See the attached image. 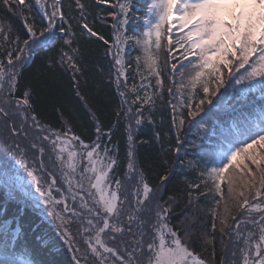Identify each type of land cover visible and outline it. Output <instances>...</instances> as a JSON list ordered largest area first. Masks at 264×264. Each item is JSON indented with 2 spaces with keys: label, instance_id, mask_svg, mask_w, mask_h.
<instances>
[{
  "label": "snow or ice",
  "instance_id": "1",
  "mask_svg": "<svg viewBox=\"0 0 264 264\" xmlns=\"http://www.w3.org/2000/svg\"><path fill=\"white\" fill-rule=\"evenodd\" d=\"M17 2L23 5L25 0H17ZM34 2L44 12L48 24L39 32V36L43 39L38 41L35 26L26 21L25 27L31 39L23 41L24 47H18V54L15 56V61H22V63H14L12 53L8 52L7 64H0V120H3L5 126L9 128L12 137H20L23 133V139L31 140L27 150L20 143L13 142L14 158H18V164L28 171V175L36 185V191L44 198V203L49 205L51 209L49 215L58 221V228L62 229L61 234L65 242L74 240V235L67 225L72 222L77 224L75 235L81 237L86 247L82 258L73 256L76 264H81V259L84 260V264H97V262L98 264H109V258H112L115 264H212L210 259L201 258L193 249L201 242L205 245L212 244L214 238L209 239L206 233L196 235L189 230H185L182 236L178 234L169 224L170 203L161 202L159 189L154 191L142 174L138 176L136 174L133 162L132 145L135 141L132 135V121L139 126L143 120V105L153 103L147 93L143 98L136 93V100L133 103L139 101L141 107L133 110L129 106L125 114V118L130 122L126 129L128 132L126 153L128 176L123 181L110 176L117 165L119 155L118 145L112 144L109 147L111 132L104 133L108 141L105 143L101 135L102 129L97 123L95 140L90 144L85 143L79 135H70V129L56 132L42 126L37 117L27 111L31 107L27 92L22 98L15 97L14 91L19 76L17 68H23L31 62L32 56L29 53L31 46H51L58 39L53 31L56 18L59 17L60 21L67 22L61 10V0H52L51 13L48 12V6L42 3V0H34ZM96 2L101 3L102 0H96ZM4 3L11 9L9 0H4ZM76 6L83 14L85 5L80 3V0H76ZM131 7L130 3L120 4L123 13L122 27L129 22L127 13ZM147 13L151 18L146 17L144 23L149 30L144 31L143 35L149 41L153 35L155 36L154 43L157 50L161 48L162 41L167 35L168 55H171L174 43L171 37L174 17L178 32L183 33V36L175 43L185 48L183 58L189 61L185 67L190 66L192 69V72L188 74V84L193 88L201 87L204 93L198 104L188 103L186 105L189 119L200 115L204 111L205 103L209 105L213 103L211 97L216 96L220 87L224 85L225 74L232 77L241 69L245 71L236 77L232 88L238 102H247L249 97H254L257 91L264 99V0H148ZM83 27L91 36L103 40L104 44L109 43L102 35L98 36V33L93 31L86 22ZM6 31L8 29L0 25V36H3ZM64 31L61 29L62 33ZM116 39L118 43L125 42L119 36ZM126 39H134L137 45L141 43L139 38L127 37ZM68 43L69 40H65V44ZM147 46L146 43L145 47ZM24 53H29V55L27 59L22 60ZM190 57L194 59H189ZM157 58L158 54L149 55L146 63L149 72L156 76L158 87L162 88L163 81L160 79ZM68 59L71 60V57ZM115 63L120 65L121 60L116 58ZM176 72L177 65L172 64L173 86L169 88L170 94L173 90L176 93L181 91V88L175 85ZM118 75H124L123 67ZM180 76L181 87H183L185 86L184 72H181ZM212 84H215L214 88L211 87ZM132 90L135 91V86ZM123 95L124 93H121V96ZM222 100L223 97L213 108H218ZM181 101L183 102L182 94ZM176 107L175 104L172 105L174 112ZM212 111L213 109H209V114ZM21 114L23 115L18 126L15 118ZM29 120L31 129L35 131L34 137L29 136ZM184 122L181 117L178 131ZM173 123H176L175 115ZM45 142L51 145L49 160L54 167L57 161L61 166L63 165V154L67 152V167L73 173L79 169L78 188L83 193L80 196L82 211L78 212L75 207L69 209L66 202L53 197L52 189L57 184L55 171L49 172L51 182L45 190L35 174V164L28 163V151H32L33 159L35 153L39 154V167L42 169L46 167L43 159L46 151ZM217 144L218 147L205 153L207 158L205 172L209 178H215L217 194L223 199L220 185L227 179L229 193L237 201L239 207L247 211L249 207H253L251 200H255L258 203L255 204L253 210L260 212L259 219L250 216L247 220L253 226L252 229L241 228L243 218L233 226L231 235L237 237L235 241L237 247L232 255L235 258L239 252L242 264H264V209L260 208V204H264V105L253 103L242 120L233 118L232 123L226 124L224 131L220 133ZM53 155L55 159H52ZM77 156L80 157L79 162L76 160ZM238 157L243 159L237 167L239 168L241 164L243 167L240 169L242 173L239 181L240 190L234 191L236 180L233 176L226 178L225 174L229 172ZM204 174L201 173V176L203 177ZM194 187L198 188L199 185ZM0 188L6 191L10 199L17 200L24 206L40 207V202L32 194L30 185L18 176L11 175L10 170L6 169L0 175ZM56 191L59 192L60 189L56 188ZM73 199L75 200V195ZM61 203L64 207L58 211L56 205ZM216 203L218 207L219 201ZM225 212H228L227 207ZM64 213H70V217L74 220L65 217ZM124 217H127L126 225ZM220 223L221 231L228 227L226 218L221 219ZM212 227L215 229V223ZM0 232L5 236L3 250H0V264H36L27 252L21 259L15 253L8 254L6 251L15 245L19 236V228L10 230L9 223H4L0 224ZM118 233L121 235H115ZM125 233L129 234L131 239L124 240L123 234ZM102 236H108L114 242L119 240L124 244L123 249L121 250L120 245L116 243L109 247ZM253 241H255L254 245ZM69 247L74 252L81 250L72 243H69ZM89 257H91L90 260ZM44 264H56V262L54 260L45 261Z\"/></svg>",
  "mask_w": 264,
  "mask_h": 264
},
{
  "label": "trees",
  "instance_id": "2",
  "mask_svg": "<svg viewBox=\"0 0 264 264\" xmlns=\"http://www.w3.org/2000/svg\"><path fill=\"white\" fill-rule=\"evenodd\" d=\"M9 3L11 9L4 0H0V25L8 29L0 36V64L3 65L7 64L8 52L12 53L14 63H22L15 61V56L18 54L17 48L24 47L23 41L31 39L25 27L26 21L35 26L38 41L43 39L39 32L48 24L44 12L34 0H25L23 5L17 0H9ZM42 3L48 6L47 10L51 13L52 0H42ZM80 3L85 5L83 14L76 6V0H61V10L67 22L56 18L53 31L58 39L51 46H31L29 53L34 57L33 61L23 68H17L19 76L14 91L15 97L22 98L27 92L31 105L27 111L35 115L42 126L57 132L70 129V135H79L85 143L90 144L95 140L97 123L100 124L105 143L108 141L104 133L111 132L109 147L112 144L118 145L119 155L117 165L110 176L123 181L128 176L126 129L130 122L125 118V114L129 106L133 110L141 107L139 101L133 103L136 93H139L141 98L147 93L153 103L143 105V120L139 126L132 121V135L135 141L132 145L133 162L137 176L142 174L154 191L159 189L161 202L170 203L169 224L178 234L182 236L185 230H189L196 235L206 233L209 239L214 238L212 244L205 245L201 242L196 245L193 250L197 255L206 260L210 259L212 264H242L239 252L235 258L232 255L237 247V237L231 233L233 226L242 218L241 228L252 229L248 219L244 218L250 207L245 211L233 199L231 204H228L232 207L228 208L229 214L225 212L229 199L227 179L220 185L223 192L221 199L216 192L215 178H209L205 172V153L218 147L220 133L224 131L226 124L230 125L233 118L242 120L248 114L251 104L264 105V99L257 91L247 102H238L232 88L236 77L245 71L241 69L232 77L225 74L224 85L216 96L211 97L213 103H205L204 111L194 119H189L186 105L198 104L204 93L201 87L193 88L188 84V74L192 69L190 66L185 67L189 61H183L184 56H181L182 51L185 53V48L175 43V40L169 56L167 35L159 50L155 47L154 35L151 41L144 37L143 21L148 17V0H102L101 3L96 0H80ZM121 3H130L132 6L127 13L129 22L123 27ZM85 22L109 43L104 44L103 40L91 36L83 27ZM61 29L65 31L62 33ZM117 36L125 42L118 43ZM127 37L139 38L141 43L137 45L134 39L127 40ZM65 40H69V43L65 44ZM29 53H24L22 60L27 59ZM157 54L162 88L158 87L156 76L149 72L146 63L149 55ZM68 57H71V60ZM116 58L121 60L120 65L115 63ZM172 64L177 65L175 85L181 88L180 93L175 90L172 94L169 93V88L173 86ZM121 67L124 69V75H118ZM181 72L185 74L183 87ZM133 86L135 91L132 90ZM211 87L214 88L215 84ZM121 93L124 95L121 96ZM222 97V102L214 109L213 106ZM173 104L177 106L175 112ZM209 109H213L211 114ZM181 117L185 122L178 131ZM15 123L20 125L17 117ZM10 124L11 121L9 126ZM30 126L29 124V136L34 137L35 131ZM22 137L23 133L20 137H12L9 128L0 120V159L4 160L6 156L12 158L11 160L18 159L14 158L13 142L20 143L25 150L31 142ZM45 144L44 170L39 167L38 153H35L33 159L34 153L28 151V161L34 163L36 169H41L47 179L49 172L55 171L57 187H62L58 166L54 167L49 160L51 146L47 142ZM241 159L243 158L238 157L233 163L232 168L225 174L226 178L231 172L241 173L243 165L237 167ZM201 173H205L203 177ZM165 176L167 179H163ZM197 184L199 187H194ZM59 189L61 191V188ZM53 192L57 197H61L60 193L64 194L56 190ZM216 201H219L218 207ZM256 202L251 200V205ZM224 218L227 219L228 227L221 231L220 221ZM4 223H9L10 230L19 228L15 245L6 250L8 254L15 253L23 259L27 252L36 264L53 260L56 264H76L56 228L32 207L10 199L6 191L0 188V224ZM213 223L215 229L212 227ZM4 239V233L0 232V250H3Z\"/></svg>",
  "mask_w": 264,
  "mask_h": 264
},
{
  "label": "rangeland",
  "instance_id": "3",
  "mask_svg": "<svg viewBox=\"0 0 264 264\" xmlns=\"http://www.w3.org/2000/svg\"><path fill=\"white\" fill-rule=\"evenodd\" d=\"M175 20H176V18L174 17L173 18V30H172V33H171V37H172L173 41L178 40V39H180L183 36L182 32H178V30H177L178 29V25H176ZM144 21H145V19H144ZM144 21H143V23H144ZM144 25H145V23H144ZM144 30L145 31L148 30V27L146 25L144 26ZM182 53L183 54L181 56H184V52L183 51H182ZM189 59H194V58L190 57ZM183 61H187V60L183 59ZM22 115L23 114H21V116L17 117L20 121L22 119ZM28 123L31 125V121L30 120L28 121ZM49 146H51V145L49 144ZM77 151H79L78 147H77ZM2 159L3 158L0 159V175H2L3 172L7 169V170H10V174L11 175L18 176L22 181H24L28 185H30L32 194L40 202V207L39 208H34L32 206H28V207H32L52 227H55L56 230L58 231L59 235L65 241V238L61 234L62 233V229L58 228V221L55 220V218L53 216L49 215V212L51 211V209H50L48 204L44 203V198L41 197L39 192L36 191V185L32 182L31 177L28 175V171L25 170L24 167H22L21 165L18 164V162H17L18 159L11 160L12 158L9 159V157H7V156H6V158H4V160H2ZM54 159H55V156H54ZM63 159H64V163H63L62 166H61L59 161H57L56 165L58 166V170L60 171V174H61V176H60L61 177V181L63 182L62 183V187H59V188H61V191H59L58 193L63 192L64 194L62 195V193H60L61 197H57L56 194H54L53 190H56V188H58L57 184L52 189V194H53V197H55V199L63 200L64 202H66L68 207H69V209H72L73 207H75V210H77L79 212V211H82L80 209V203H81L80 196L83 194V193H81L79 191V188H78V182L80 181L79 169L77 170V172L73 173V172H71V169H69L67 167V152H65L63 154ZM79 159H80V157L77 156L76 157L77 162H79ZM28 163L29 164H33L30 161H28ZM43 170H44V168H43ZM35 174L40 179L43 188L45 190H47V185L51 182L50 177L48 176V179H47L46 176H44V174L41 171V169L39 170V169H36V168H35ZM228 175L229 176H233L234 179L236 180V185L234 187V191H239L240 190L239 189V181H240V178H241L242 174L238 173V171H237V172H234V173L231 172ZM70 187H71V190H69ZM92 191L94 192L95 190L93 189ZM74 195H75V200L73 199ZM97 199H98V196H97ZM233 199H234L233 196L229 193V199H228V202L226 203V207L227 208H232L228 204H231ZM257 203H258V201L255 204H257ZM255 204H253L252 206L254 207ZM63 207H64L63 203H61L59 205H56V208H57L58 211L62 210ZM253 207H250V209L245 214V216H244L245 220H247L250 216L251 217H256L257 219H259L260 212L254 211ZM260 208L264 209V204H260ZM228 212H227V214H229ZM64 215H65V217L74 220V218L70 217V213H64ZM123 220H124V224L126 225L127 224V218L124 217ZM67 227H68L69 231L74 235V240L73 241L66 242V245H67V247L69 248V250L71 252L72 258H73L74 255L77 256L78 258H82L83 255H84V249H85L86 245H84V243H83V241H82L80 236H76L75 235L77 224L75 222H72L69 225H67ZM115 235L120 236L121 234L118 233V234H115ZM102 238L105 240V243L109 247L113 246L114 243L119 244L121 250L124 247V244L121 243L119 240L114 242L108 236H102ZM123 239L124 240H129V239H131V236L129 234L125 233V234H123ZM69 243H72L75 247H79L81 249L80 252H74L69 247ZM253 255H254V253H253ZM90 259H91V257H89V260ZM75 263H76V261H75ZM81 264H84V260L83 259H81ZM97 264H98V262H97ZM109 264H115V262L113 261L112 258H109Z\"/></svg>",
  "mask_w": 264,
  "mask_h": 264
}]
</instances>
